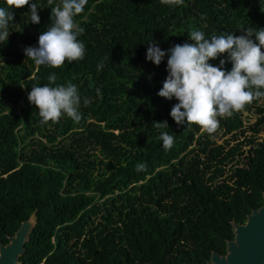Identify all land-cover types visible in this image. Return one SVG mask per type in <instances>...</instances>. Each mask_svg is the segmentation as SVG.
<instances>
[{
	"label": "trees",
	"instance_id": "trees-1",
	"mask_svg": "<svg viewBox=\"0 0 264 264\" xmlns=\"http://www.w3.org/2000/svg\"><path fill=\"white\" fill-rule=\"evenodd\" d=\"M32 3L39 24L30 22ZM58 3L9 9L10 34L0 42V244L33 215L18 264H206L211 252L224 255L231 223L243 224L262 206L264 142L215 145L199 126H178L169 115L178 101L157 93L168 49L191 43L192 30L210 38L264 29V0H88L74 17L84 28V58L38 66L24 49L38 46ZM153 42L166 53L159 65L145 58ZM220 60L230 71L227 53L208 63L219 67ZM51 73L56 84L76 85L79 123L66 114L41 123L28 101L32 85L48 84ZM262 100L244 108L258 115L253 136L264 127ZM218 119L225 134L241 128L235 114ZM161 121L169 128L156 129ZM161 131L174 137L168 150ZM235 158L240 163L226 175Z\"/></svg>",
	"mask_w": 264,
	"mask_h": 264
},
{
	"label": "clouds",
	"instance_id": "clouds-1",
	"mask_svg": "<svg viewBox=\"0 0 264 264\" xmlns=\"http://www.w3.org/2000/svg\"><path fill=\"white\" fill-rule=\"evenodd\" d=\"M53 3L54 0H47L48 5ZM87 3L88 0H60L51 7L50 26L39 35L37 47L24 49L25 57L38 66L52 68L61 67L66 60H82L85 45L78 36L83 34L84 28L74 17L84 11ZM161 3L181 5L183 0H161ZM5 4L7 7H0V42L7 41L10 34L9 22L13 21L14 15L9 9L29 5V0H5ZM37 9L36 3L29 5L30 22L33 24L40 23ZM240 31L239 36L222 33L205 38L203 32L192 30L188 34L191 43L178 44L167 50L168 75L157 95L168 100L174 97L178 101L169 113L178 126L185 122L187 126L195 124L206 133L213 134L219 127L218 117H231L254 100L264 98V51L261 50L264 48V29L247 27ZM222 53L228 54L232 63L230 71L223 70L224 60H220L219 67L208 63ZM165 54L153 42L149 44L145 58L159 65ZM105 59L110 60L109 56ZM103 67V62L97 65L98 70ZM47 79L49 83L43 86L33 84L27 97L30 104L38 109L41 123L58 122L62 114L79 123L82 119L79 112L81 97L76 85L71 82L56 84L55 73ZM96 92L99 96L100 90L96 89ZM83 102L88 105L91 99L85 98ZM154 127L169 128L167 121L154 122ZM159 139L165 150L174 143V137L167 131H161ZM136 170L146 171V164L138 163Z\"/></svg>",
	"mask_w": 264,
	"mask_h": 264
},
{
	"label": "water",
	"instance_id": "water-1",
	"mask_svg": "<svg viewBox=\"0 0 264 264\" xmlns=\"http://www.w3.org/2000/svg\"><path fill=\"white\" fill-rule=\"evenodd\" d=\"M34 226L31 215L5 245L0 244V264H18L24 243ZM232 240L225 241L224 255L211 252L206 264H264V194L262 206L251 210L243 224L231 223Z\"/></svg>",
	"mask_w": 264,
	"mask_h": 264
},
{
	"label": "rangeland",
	"instance_id": "rangeland-1",
	"mask_svg": "<svg viewBox=\"0 0 264 264\" xmlns=\"http://www.w3.org/2000/svg\"><path fill=\"white\" fill-rule=\"evenodd\" d=\"M256 105L261 107V108H264V101L262 100V101L258 102ZM233 114L238 116V120L241 123V128L238 130H235L229 134H225L224 130L221 127H218V129L216 130L215 133L208 134V138L211 141H213L215 143V145H224L225 143H227L228 147H229L235 143L244 141L245 138L247 139L249 137L253 138L255 140V142H257V143L258 142H264V127L255 136H253L252 132L250 131V128L255 123L257 116H258L255 114L254 108H251L249 111L243 109L241 111L234 112ZM240 130H242V134L238 133ZM201 131H203V130L201 129ZM232 134H235L233 139H232ZM241 149L246 150L247 148L243 147ZM239 163H240V159L235 158L233 162L228 164L225 167L226 175L229 172H231L230 170H232L233 167ZM223 177H225V175Z\"/></svg>",
	"mask_w": 264,
	"mask_h": 264
}]
</instances>
